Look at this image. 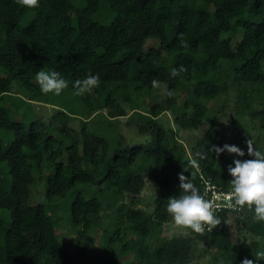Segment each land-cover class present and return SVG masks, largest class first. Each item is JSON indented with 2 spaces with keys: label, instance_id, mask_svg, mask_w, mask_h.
<instances>
[{
  "label": "trees",
  "instance_id": "16d2710c",
  "mask_svg": "<svg viewBox=\"0 0 264 264\" xmlns=\"http://www.w3.org/2000/svg\"><path fill=\"white\" fill-rule=\"evenodd\" d=\"M150 40L158 46L147 49ZM180 65L187 71L172 77ZM41 69L59 71L73 88L75 80L99 74L96 89L103 97L80 96L77 112L61 107L60 126L39 119L27 126L15 119L11 106L18 99L30 104L48 100L35 81ZM231 73L241 85L240 113L254 116L264 128V0H40L34 9L0 0V209L6 212L0 218V264H188L198 240L215 251V264H242L245 258L264 264L255 256L264 251V222L253 220V210L224 213L221 223L203 234L188 229L185 236L164 235L170 218L166 200L180 174L201 192L193 161L229 187L228 166L237 158L253 159L248 140L240 147L242 157L215 151L226 145L222 116L205 99L227 92L225 76ZM154 78L175 94L152 102ZM15 82L28 91V99L14 92ZM183 95L188 98L180 106ZM104 107L110 108L112 119L102 113L109 121L129 115L130 108L138 131L151 133L152 142L133 145L121 134L110 139L92 130V114ZM176 108L184 127L208 124L191 156L158 121L164 111ZM75 116L85 121L81 132L72 134L68 124ZM5 130L12 132L7 145ZM252 144L264 151L258 141ZM45 167L47 201L29 204L35 172ZM150 177L159 190L154 213L133 205ZM128 195L131 203L125 201ZM71 197V226L84 234L104 230L102 244L89 240L79 256L57 232L56 214ZM106 217L111 223L104 224ZM232 223L259 240L235 242Z\"/></svg>",
  "mask_w": 264,
  "mask_h": 264
},
{
  "label": "rangeland",
  "instance_id": "374dc122",
  "mask_svg": "<svg viewBox=\"0 0 264 264\" xmlns=\"http://www.w3.org/2000/svg\"><path fill=\"white\" fill-rule=\"evenodd\" d=\"M240 41V34L233 37V46ZM152 46H158L157 41H149L146 48L149 49ZM228 65V64H226ZM229 67H227L228 69ZM231 72V71H230ZM233 73L225 76V80L228 82L227 92L210 99H205V102L210 107L213 113L219 111L222 116L221 120V130L223 134L224 142L227 145H236L241 147L244 140H251L252 142L258 141L262 147H264V128L261 126L260 120L254 116L248 114H242L239 111V95L241 85H237L234 80ZM95 87L91 93H87L91 99H100L103 96L97 91ZM251 89V87H249ZM14 92L18 93L21 97L28 99V91L22 87L18 82L14 83ZM167 94L166 84H161L157 89L152 90V96L150 100L152 102L156 99H163ZM47 101H33L31 104L24 102L22 100L17 101L15 105L11 106L14 111V117L16 120H24L26 125L29 126L32 120L39 119L46 123H53L54 127L60 126V121L56 115L62 111L61 107H66V109L71 108L72 110L81 111L82 105L80 103V96L75 95V90L70 83L68 87L62 91L59 96L47 94ZM188 96L183 95L178 100V105L182 106L185 104ZM257 107L262 108L259 103L255 104ZM223 106V108H222ZM18 108V109H17ZM221 109V110H220ZM129 115L122 116L119 118H114L109 121L106 116L111 118L110 108L104 107L101 111H96L92 114L89 127L92 130H97L104 136L112 139L113 137L121 134L124 136L125 140L129 144L145 143L150 144L153 140V135L151 133L142 134L138 131L136 120L130 118V114L133 112L128 108ZM181 110L179 108L169 109L164 111L159 117L158 121L162 126H164L168 131L174 132L180 140L185 145L189 156H191L192 146L194 145L196 139L203 135L208 128L207 121L205 120L197 129H192L184 127L180 121L177 119V114H180ZM133 115V114H132ZM130 116V117H129ZM112 119V118H111ZM84 117L75 116L73 117L69 124L68 130L72 134H77L81 132L84 125ZM4 137V143L7 145L10 137L12 136L11 130H5L2 133ZM232 153L227 151L226 156L230 157ZM6 171H8V165L5 164ZM48 169L45 167L42 170H37L35 172V182L30 186V196L29 204H37L39 202L46 203V176ZM8 181L9 174L7 173ZM159 190L155 185L153 178H149L148 182L143 189L141 195L136 199L133 205L136 208L145 210L149 213H154L156 208V200L158 198ZM181 194L180 180L176 184L173 196H179ZM127 203H131L132 199L128 195L125 198ZM72 202V197L60 206L57 215V232L59 234L60 240L67 244L70 250L79 256L82 251V247L92 240L94 245L100 246L104 239V230L102 227L99 229H94L86 234L82 231H78L76 228L71 226L70 222V204ZM112 215V213L110 214ZM6 212L0 209V218H4ZM111 218L106 217L104 219V224L111 223ZM232 232L235 242L241 243H251L254 240H259V237L253 232L242 229L238 230L237 225L232 223ZM189 233L188 228H177L169 218V221L165 224L164 235L172 237H181ZM215 251L209 246L208 242L204 240H198L194 243L191 258L188 264H215L214 262ZM76 264H79L77 262Z\"/></svg>",
  "mask_w": 264,
  "mask_h": 264
},
{
  "label": "clouds",
  "instance_id": "9594fccd",
  "mask_svg": "<svg viewBox=\"0 0 264 264\" xmlns=\"http://www.w3.org/2000/svg\"><path fill=\"white\" fill-rule=\"evenodd\" d=\"M16 3L25 8L34 9L39 6L40 0H16ZM186 71L187 68L180 65L172 69L171 76L178 77ZM35 81L39 84L40 91L45 95L59 96L68 87V81L56 70L41 69L36 73ZM99 83V74H88L82 79H77L74 82L75 95L83 96L86 93H91ZM151 85L153 89H157L161 86V81L154 78ZM167 94L171 97L175 92L170 89ZM247 144V154L253 159L241 160L237 158L234 159L233 164L228 166V173L232 177L228 199L231 202V207L243 208L247 206L254 211V221L264 222V151L256 148L251 140H248ZM225 150L240 157L245 155L244 150L236 145L226 144L223 148H215L218 154ZM180 189L181 194L169 197L165 205L167 214L172 218L177 228H188L195 233L203 234L206 229L211 231L221 223L214 213L212 202L201 195L196 185L183 172L180 174ZM255 256L257 260L264 259V251L256 252ZM242 264H255V262L245 258Z\"/></svg>",
  "mask_w": 264,
  "mask_h": 264
},
{
  "label": "built area",
  "instance_id": "2783aa9c",
  "mask_svg": "<svg viewBox=\"0 0 264 264\" xmlns=\"http://www.w3.org/2000/svg\"><path fill=\"white\" fill-rule=\"evenodd\" d=\"M193 162H194V166L197 168V171L199 173L200 182L202 185V189L200 193L206 199L212 202L214 213L218 218L220 217V215L224 213H228L230 215L244 214L245 212L251 210L247 206H244L243 208L231 207L230 206L231 202L228 199V196L231 192V185L227 187L225 185L213 181L211 177H208L204 174L198 162L196 161ZM213 229L211 231H213ZM206 231L208 230L206 229Z\"/></svg>",
  "mask_w": 264,
  "mask_h": 264
}]
</instances>
